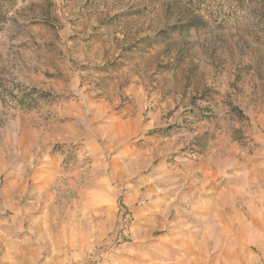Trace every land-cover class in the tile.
Masks as SVG:
<instances>
[{
	"label": "rangeland",
	"instance_id": "1",
	"mask_svg": "<svg viewBox=\"0 0 264 264\" xmlns=\"http://www.w3.org/2000/svg\"><path fill=\"white\" fill-rule=\"evenodd\" d=\"M263 198L264 0H0V264H264Z\"/></svg>",
	"mask_w": 264,
	"mask_h": 264
},
{
	"label": "bare ground",
	"instance_id": "2",
	"mask_svg": "<svg viewBox=\"0 0 264 264\" xmlns=\"http://www.w3.org/2000/svg\"><path fill=\"white\" fill-rule=\"evenodd\" d=\"M202 166V165H201ZM22 167V166H21ZM205 167V166H204ZM209 167V166H208ZM206 169V168H205ZM213 174V173H212ZM210 175V174H209ZM208 174H205V177H207ZM204 177V176H203ZM256 177V176H255ZM252 178L253 180L255 179ZM261 179V178H260ZM259 179V180H260ZM258 180V179H257ZM263 180V179H262ZM198 181V180H197ZM234 182V181H233ZM103 185V184H102ZM253 182H250V180H248L247 176L245 178L244 176V183L241 185L244 188H252L253 187ZM257 188H260V184H257ZM212 187V186H209ZM240 187V186H239ZM191 189V188H190ZM192 190V189H191ZM216 190V189H215ZM161 191V190H160ZM245 191V190H244ZM261 191V190H260ZM259 191V192H260ZM189 192V191H188ZM230 189H226L224 191H221V194L219 195V197H216L212 200H209L208 203L206 202H200L199 201H194L192 199V196H183L181 199L182 201H186V202H190V203H195V210L196 211H200L202 213H204L202 216H197V215H192L191 213L188 212H184V211H176L174 214V220L176 221V223L181 224L182 226H188L189 224H196L197 226H204V227H212V228H216L218 227V221H219V213L220 212H224V213H234V216H236L237 218L240 219V222L242 225L246 224V219L241 218L243 216L244 212L243 210L246 208L249 212H253L255 213V210L253 209V204L251 200H246L244 201L243 194L241 195L240 193H238L236 195V197L234 195H230ZM241 192V191H240ZM246 192V191H245ZM216 193V192H215ZM214 193V194H215ZM247 193V192H246ZM185 195V194H184ZM215 196V195H214ZM162 198V197H161ZM199 198V197H198ZM196 198V199H198ZM264 199V198H263ZM208 201V200H207ZM161 203V201H159ZM201 203V204H199ZM164 204V203H163ZM188 204V203H187ZM155 205V204H154ZM35 206V205H34ZM192 206V205H191ZM238 206V207H237ZM165 207V205H164ZM191 210V209H190ZM170 212V208L166 207V209H164L161 212V217L165 218V216ZM169 215V214H168ZM227 215V214H226ZM251 218V217H250ZM221 221V220H220ZM249 221V220H248ZM170 222V221H169ZM222 222V221H221ZM220 227V226H219ZM3 231V230H2ZM199 231H197L198 233ZM196 234V233H195ZM218 232L215 234V236H218ZM214 236V234H212ZM199 238V235H198ZM215 241L217 242V240L215 239ZM193 242V241H192ZM194 244V243H193ZM195 245V244H194ZM228 245H230V242H228ZM187 247V246H186Z\"/></svg>",
	"mask_w": 264,
	"mask_h": 264
},
{
	"label": "trees",
	"instance_id": "3",
	"mask_svg": "<svg viewBox=\"0 0 264 264\" xmlns=\"http://www.w3.org/2000/svg\"><path fill=\"white\" fill-rule=\"evenodd\" d=\"M187 25H193V26H197L198 25V23L196 22V20H190L188 23H187Z\"/></svg>",
	"mask_w": 264,
	"mask_h": 264
}]
</instances>
